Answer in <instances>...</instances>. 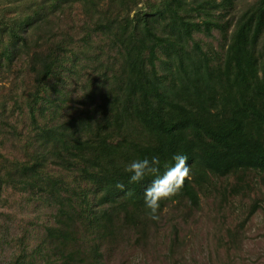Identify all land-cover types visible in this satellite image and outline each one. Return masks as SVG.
<instances>
[{
    "label": "trees",
    "instance_id": "obj_1",
    "mask_svg": "<svg viewBox=\"0 0 264 264\" xmlns=\"http://www.w3.org/2000/svg\"><path fill=\"white\" fill-rule=\"evenodd\" d=\"M237 1L19 0L2 10L0 79L34 80L20 95L33 132H12L18 155L0 152V205L10 191L54 211L32 250L12 240L9 264H107L119 233L157 226L144 204L157 176L131 183L135 160L158 157L162 176L187 157L190 179L159 216L170 205L183 218L222 180L232 200L264 184V0ZM82 81L96 87L79 100L88 109L62 121Z\"/></svg>",
    "mask_w": 264,
    "mask_h": 264
},
{
    "label": "rangeland",
    "instance_id": "obj_2",
    "mask_svg": "<svg viewBox=\"0 0 264 264\" xmlns=\"http://www.w3.org/2000/svg\"><path fill=\"white\" fill-rule=\"evenodd\" d=\"M16 1L19 5V0H0V14L3 9L16 7ZM141 1L143 3L147 0ZM257 1L238 0L237 9L247 8ZM78 7L75 6L76 12ZM22 34L25 35L26 31H22ZM213 35L218 37L217 32ZM209 40L214 39H205ZM259 42L258 50L259 53L263 52V64L264 33ZM218 43L220 41L215 40L214 45ZM13 72L6 79H0V120L4 119L14 128L9 130L0 127L4 135L2 138L10 140L0 150L5 156L21 153L20 148H13L11 141L16 139L12 132H16L18 137L33 132L25 116V100L20 95L24 88L27 91L33 90L34 75H15ZM68 85L69 82H65V93L69 90ZM77 85L81 89L65 111L69 115L62 118V121L73 120L77 114L86 111L88 108L81 105L84 101L79 100L90 89L96 90L95 86L88 88L83 81ZM52 96L56 95L53 93ZM65 99L66 96L61 98ZM75 130L71 128L69 132ZM233 187V184L230 186L224 180L217 182L214 191L210 192L211 196L206 198L201 194L199 208L185 211L183 218L170 205L167 206L158 225L149 226L144 236L140 233L138 237L119 233L109 248V255L106 252L107 264H130L134 257H142L141 264H264V184H259L248 197H242L241 194L233 196L234 200L228 197ZM7 193L3 197L4 200L7 198V203L0 205V264H9L12 254L18 252V244L13 239L23 236V242L29 250L39 244L41 228L52 220L50 216L54 213L44 202L29 200L26 195L17 192ZM236 229L239 231L234 235L237 243H231L228 230L235 232ZM228 244L236 249L228 252Z\"/></svg>",
    "mask_w": 264,
    "mask_h": 264
},
{
    "label": "clouds",
    "instance_id": "obj_3",
    "mask_svg": "<svg viewBox=\"0 0 264 264\" xmlns=\"http://www.w3.org/2000/svg\"><path fill=\"white\" fill-rule=\"evenodd\" d=\"M175 165L168 168L162 175L158 176L160 170V160L158 157H152L150 160H135L126 171L131 173L130 182L142 181L146 176H157L151 186L145 189L144 204L148 217L153 221L160 219L159 211L161 201L176 196L184 186L186 179H190V169L187 166V157L175 155L173 157ZM117 188L123 190L124 185L118 184ZM142 257H134L130 264H141Z\"/></svg>",
    "mask_w": 264,
    "mask_h": 264
}]
</instances>
